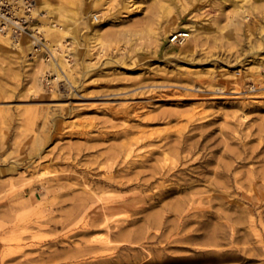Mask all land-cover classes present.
Returning a JSON list of instances; mask_svg holds the SVG:
<instances>
[{
  "label": "rangeland",
  "instance_id": "rangeland-1",
  "mask_svg": "<svg viewBox=\"0 0 264 264\" xmlns=\"http://www.w3.org/2000/svg\"><path fill=\"white\" fill-rule=\"evenodd\" d=\"M91 1H78L82 15ZM182 2L186 17L210 26L201 30L194 52L170 56L152 35L160 28L164 0H108L106 14L91 12L104 25L96 38L108 46L101 55L87 52L93 58L88 68L73 50L67 62L73 75L62 73L53 88L56 99L34 88L33 56L23 64L0 50V264H97L81 254L105 234L103 220L119 212L133 223L119 222L112 232L127 231L137 241L113 244L107 264L158 257L264 264V256L218 263L214 254L198 252H232L235 258L236 249L254 247L264 253V221L251 228L241 213L251 208L247 195L264 192L250 191L245 182L248 170L260 167L238 158L245 148L264 146V85L251 89L246 80L263 55L264 19L254 10L243 20L239 0L221 11L212 0ZM171 9L182 14L174 4ZM78 22L75 38L86 26ZM93 40L81 43L87 48ZM66 44L73 48L70 39ZM237 76L245 78L239 90ZM42 86L49 91L44 81ZM183 143L191 158L177 150L164 153L175 165L170 173H185L161 179L160 151ZM202 156L209 162L203 164ZM105 204L118 210H103ZM259 211L264 218V204ZM232 228L238 230L233 236ZM207 237L220 244L203 245Z\"/></svg>",
  "mask_w": 264,
  "mask_h": 264
},
{
  "label": "bare ground",
  "instance_id": "bare-ground-1",
  "mask_svg": "<svg viewBox=\"0 0 264 264\" xmlns=\"http://www.w3.org/2000/svg\"><path fill=\"white\" fill-rule=\"evenodd\" d=\"M53 1V2H52ZM78 1L79 0H35V7L31 11L32 17L33 15L40 14L38 17V25L35 26V29L37 30V33L40 32L39 36L41 38H48L49 42L46 39L45 46L52 51L55 61H51L49 63H45L44 60L37 59L41 57L40 55L35 56L36 53L33 51V47L31 45V41L28 40V38L20 37L18 39H15L14 41H11L8 37V34H3L0 32V50L4 51L6 53H9L11 55H14L16 57V60L20 63L27 62V59L30 58V56H33L32 62H29L28 64H33L36 67L35 70V77H34V88L36 91L40 94L41 97L43 95H48L50 98H58L57 93L53 90L51 85H49L50 88H45L49 91H45L43 89L42 83L45 80V78L52 74L54 77V83H57L61 81V78H64L62 76V73L67 75V77L70 79L73 75V70L70 69L68 62V58L70 55H74L73 50L77 52L78 54V62L79 63H85L87 61L88 63L85 64V68L90 67L93 62V58L91 57L92 53H87L89 51L94 50L98 55H101L104 51V48L108 45L105 43H102L100 40H98L96 37L100 34L102 30H104V25L97 24L98 22V15L93 14L91 12L99 13V15L106 14L108 6V0H92L89 4H87L86 12L82 15L78 8ZM114 0H112L113 2ZM165 4L164 6H161L163 11L161 12V17L159 19L160 22V28H156L152 31L153 38L157 41H160V51L166 56H170L172 54H175L176 52H183V53H192L195 51L197 46V41L199 40V35L202 29L205 27L210 26L208 23V20L201 23L197 22L192 19V17H186L185 14H183L186 11V2H182V0H164ZM214 1L212 6H215L216 9L225 10V6L227 3H231L233 0H212ZM241 3L240 6L237 7V10L240 11L241 16L243 20L247 21L248 12L251 11V13L255 10L258 11L264 19V0H239ZM171 4H174L177 6V8H181L182 11L180 14L176 10L171 9ZM246 7V8H244ZM138 7H136L137 9ZM157 6L155 3L152 4L153 11L156 10ZM127 9L129 10V6H127ZM132 10H135L132 9ZM238 12V11H236ZM236 14V13H235ZM237 15V14H236ZM230 21L234 22L231 18H229ZM84 23L85 29L81 31L80 35L81 37L75 38V34L77 33L74 29L75 26H78L79 22ZM103 20V19H101ZM90 21V23H89ZM104 22V20H103ZM102 22V23H103ZM91 26H90V25ZM245 26H249L248 23L244 22ZM236 25V23H235ZM263 25V24H262ZM255 26V25H254ZM253 26V29L255 28ZM250 30V31H249ZM248 31L251 33L252 27H248ZM83 34V36H82ZM170 34V35H169ZM72 35V36H71ZM74 35V36H73ZM169 35V40H166V36ZM179 35L180 38H184L181 43L176 46L175 44L170 42V38L172 36ZM89 37L90 40H93L87 48H84L81 41L85 38L87 39ZM70 39L71 44H73V48L70 47L67 48L66 40ZM80 40V41H79ZM264 42L261 41V44L258 45V48L262 47V50H264ZM257 47V46H256ZM101 48V49H100ZM115 48L112 47L111 50H114ZM15 50V51H14ZM88 50V51H87ZM99 50V51H98ZM259 50V49H258ZM257 50V53L260 54L261 52ZM14 51V52H13ZM85 56H88L87 60L84 58ZM256 65L253 67V75L247 77V81L251 83L249 86L251 89H255L256 87H260L261 85H264V51L263 55L258 59V61L255 63ZM49 66V68L52 69V72L46 71V68ZM48 73V74H47ZM235 74L240 75V71H236ZM245 78H241L240 76H237L235 79V85L236 90L242 89L243 86V80ZM69 84H66L63 89L67 90L69 88ZM60 96V95H59ZM241 108H249L248 103H240ZM262 131V127H259V132ZM131 146L129 145L126 148L127 154L131 155ZM163 147V146H162ZM171 150L175 151L178 154L180 153H187L190 155L189 158L193 156V153L191 152V147H187L186 144L183 143V145H179L178 147H164L162 151H160V154L162 158L160 159L162 161L159 171H157L160 174V178L164 180H170L171 176H176L177 173L182 176V173L184 172V169L177 168L175 171L170 173L174 168L175 165L173 162H170L165 155V151ZM264 146L258 148H249V149H243L242 156H239L240 158L239 162L248 161V162H255L259 164L260 169H250L247 172L246 176V184L249 187L250 191H255L256 187H260L264 190ZM263 153L261 156L260 154ZM152 153H150L151 155ZM185 160H188L187 156L184 157ZM209 157H201V161L203 164H206L209 162ZM201 164V163H200ZM173 165V166H172ZM204 168V167H203ZM229 171V166L225 165L223 167L222 173L226 176H228L227 172ZM44 172L37 173L36 176L38 178L42 177ZM35 175V174H34ZM181 179V177L179 178ZM256 181H259L257 183ZM173 188L165 189L166 191H171ZM247 199L251 202V208L249 210H242L241 213L245 215L244 218H246L247 223L251 228H256L257 223L262 226V222L264 221L263 216L261 215V212H257L258 209L264 204V192L255 191L254 196L250 197L247 195ZM103 210L109 209V211H117L116 208H109L108 204H105L102 206ZM257 212V213H256ZM205 216V214H202ZM211 216V215H209ZM237 223L242 224L244 223V219L237 218ZM115 223L114 226H110L109 223ZM127 223V225L133 223L127 222L126 218H123L122 213H115L111 215L110 217H106L103 220V226L105 228V234L99 235V238H97L94 241H91V243H94L95 246H89L86 253H83L81 255H91L93 259H97V264H107L111 261V255L109 254L110 250L112 249L111 246L113 244H116V246L124 247L126 242L127 243H134L137 241V239H134V237H131V234L127 231L120 230L119 233H113L112 230L115 228H118V223ZM203 226V222L200 224ZM238 232L236 229H231L232 236L235 235ZM263 232H264V226H263ZM111 236H115V239H112ZM223 239V238H222ZM135 240V241H134ZM221 240V239H220ZM205 246H218L220 244L219 240H215L212 238H206L205 241L202 243ZM115 249V248H114ZM199 253L202 255H211L214 254L213 262H227V261H236L235 259H241L242 261H250L255 260L254 258L263 257L264 253L260 250L254 248V247H245L236 249L237 255L234 258V254L226 252H214L210 250H199ZM239 253V254H238ZM232 254V255H231ZM205 257V258H206ZM199 261L202 259H198ZM196 260V261H198ZM193 261H195L192 257H178V258H168L165 261L158 257L157 259H148L142 264H192ZM207 262L209 260L206 259ZM205 262V263H207ZM122 262L121 264H123Z\"/></svg>",
  "mask_w": 264,
  "mask_h": 264
},
{
  "label": "built area",
  "instance_id": "built-area-1",
  "mask_svg": "<svg viewBox=\"0 0 264 264\" xmlns=\"http://www.w3.org/2000/svg\"><path fill=\"white\" fill-rule=\"evenodd\" d=\"M35 3V0H0V32L8 34L11 41L26 36L31 41L35 56L40 55L44 62L49 63L55 61V57L52 51L45 46L44 39L39 36L40 32L37 33V28L35 29L40 16L37 14L32 17L31 11L35 7ZM183 39L176 35L170 38V42L180 44ZM70 58L71 55L67 60L69 61ZM60 83V81L54 83V77L49 75L44 80L47 88H54ZM49 85L51 86L49 87Z\"/></svg>",
  "mask_w": 264,
  "mask_h": 264
}]
</instances>
